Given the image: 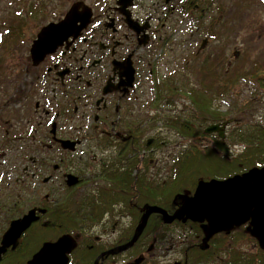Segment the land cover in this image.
Here are the masks:
<instances>
[{
	"label": "flooded vegetation",
	"instance_id": "1",
	"mask_svg": "<svg viewBox=\"0 0 264 264\" xmlns=\"http://www.w3.org/2000/svg\"><path fill=\"white\" fill-rule=\"evenodd\" d=\"M226 1L72 0L67 12L39 29L61 22L77 5L72 34L38 66L30 50L39 31L33 36L24 62L28 81L14 100L16 108L11 110V103L5 108L10 123L3 131L1 148L7 153L10 146L25 144L27 152L19 155L23 165L18 170L14 165L12 172L7 161L0 172V247L11 223L33 208L52 209L56 218L65 214L70 232L44 238L46 212L1 254L0 264H28L45 243L65 234L75 243L68 264H155L153 254L166 241L155 234V214L131 247L112 251L133 239L149 206L173 214L184 196L196 190L167 200L172 212L155 203V189L169 185L175 157L157 159L153 149H147L153 141H146L147 131L152 134L155 125L164 129L161 122H154L162 109L175 118L185 112L178 103L182 91L173 95L174 104L159 99L157 76L184 84L187 66H213L218 60L220 68L232 72L228 57L217 52L219 16L229 6ZM26 37L19 38L20 47ZM188 49L195 50L193 55H188ZM176 63L180 70L169 71ZM189 78L191 85L199 87V76ZM148 89L147 114L139 113ZM65 141L74 144L64 148ZM166 166L167 173L161 174ZM26 194L32 203L28 209ZM161 220L163 227L197 224L201 229L192 221L167 224L162 216ZM193 240L180 248L181 258L173 264L201 262L203 238L200 243Z\"/></svg>",
	"mask_w": 264,
	"mask_h": 264
},
{
	"label": "trees",
	"instance_id": "2",
	"mask_svg": "<svg viewBox=\"0 0 264 264\" xmlns=\"http://www.w3.org/2000/svg\"><path fill=\"white\" fill-rule=\"evenodd\" d=\"M39 3L40 5H35L37 9H32L33 4L31 8L30 6L28 7V16L32 14V10L36 13L45 11L43 3ZM20 26V23H16L15 26L7 30V34L10 35L8 36L9 41L15 42L19 40L21 37ZM220 63V60L217 62L213 61L214 67L208 66V64L202 66L199 63L197 65L192 63L194 66L186 67L187 82L184 84L169 78L170 76L165 78H162L161 75L157 76V95L165 105L174 104L173 95L181 91L183 92L182 95L188 98L191 103L188 116L180 114L175 118L170 112H167V109H162V112L158 113L157 118L154 120V122H161L162 128L172 131L174 135L177 134L187 142V144L181 145L178 152L173 155L175 163L170 167L172 177L169 185L161 190L155 189V203L166 209H169L167 200L187 192L193 193L201 180H224L235 175L244 174L253 168L264 167V124H240L239 119H241V116H231V111H222L216 106L218 100H224L228 97L234 87L237 88L240 84L242 78L247 76H254L258 86L264 87L263 71L262 69H257L250 74H244L241 71L235 73L233 70L227 73L225 66L223 68L219 67ZM227 74L232 77H227ZM189 75L201 78L199 87L195 83L192 85L189 83H192ZM13 82L15 85L17 81ZM231 117L232 122L237 126L231 131L227 139H221L217 135H207L205 133L208 125ZM154 127L157 128H154L156 132L154 133L153 141L147 147L149 150L153 149V155L164 144L172 142L170 137L164 135L163 130L158 129V125ZM147 134L146 141L151 138L148 131ZM211 140L212 144H210ZM237 145H239L238 148L236 147L234 151H231L230 146ZM240 148L241 150H239ZM26 196L28 197L27 194ZM169 210L172 212L173 206ZM44 216L48 221V224L43 227L42 235L44 238L70 232L69 221L65 218V214L63 218H56L52 209H49ZM154 219L155 224H158L159 220L162 223L159 214H155ZM55 221H57L56 224H54ZM192 225L196 228L194 238L200 243V240L204 238L203 233L197 224ZM242 240H248L252 243L257 242L248 233L247 225L235 228L228 234L220 233L215 235L209 242V248L200 251L204 257H213L215 255L214 251L218 250V247L223 243H226L232 256L228 261L221 257L217 262L221 264H264V251L260 248L257 253H250L239 248L238 245ZM229 249L226 248V254Z\"/></svg>",
	"mask_w": 264,
	"mask_h": 264
},
{
	"label": "rangeland",
	"instance_id": "3",
	"mask_svg": "<svg viewBox=\"0 0 264 264\" xmlns=\"http://www.w3.org/2000/svg\"><path fill=\"white\" fill-rule=\"evenodd\" d=\"M41 1L45 8L44 17L42 13L39 17L38 13L34 10L28 16V7L30 6L31 8L33 4L32 9H36L35 5ZM71 1L56 0L52 5V0H0V172H2V167L7 161H11L12 172L14 171V165L18 170V166L23 165V163H19V155H24L27 152V147L24 144L17 147L10 146V148H7L8 152L4 153V150L1 148V142L4 136L3 131L7 130L10 123L7 120L9 117H4L5 108L8 109L6 105L11 103V110L16 108L14 100L21 90H23V85L28 81V73H26L24 65L25 59L29 54L28 48L39 29L52 20V18H57L61 13L67 12L73 3ZM228 10L229 12L227 13ZM219 19L218 39L220 41L217 44L218 54L228 57L231 65H233L232 71L234 70L235 73L241 71L244 74H250L257 69H262L264 76V0H229L227 10L225 8L224 14L219 16ZM22 21H24L25 26ZM16 23H20V27H23L20 30V34L27 36L23 45L26 49H23V46H19V40L15 42L9 41L8 36L10 35L7 34V30ZM194 51L188 49V55H193ZM178 70H180V67L176 63L169 71L176 72ZM15 80L17 82L14 85L13 81ZM150 96L151 92L149 93L148 89V92L145 91V98L140 102L139 113L147 114L148 110L146 106L150 101ZM178 103L180 104V109L185 111L183 116H188L191 109L189 99L182 95ZM216 106L222 111H231V116H241V119H239L240 124H264V87L258 86L254 80V76H247L246 78H242L240 84L237 88L234 87V90L228 97L224 100H218ZM228 119H232V117ZM236 126L233 122L227 126L225 130L226 139ZM155 132L156 130L150 134L151 138L154 137ZM163 132L166 137L172 139V142L164 144L154 152L155 157L160 160L174 155L178 152L181 145L187 144L184 139L177 137L172 131L164 128ZM210 144H212V140ZM238 146H230L231 151H234V148H238ZM167 171L168 166L164 167L160 173H167ZM0 180L1 187L3 179L0 178ZM30 200L31 197L29 195L28 197L26 196L25 204L27 209L32 207ZM154 230L156 235H159L162 239H166L163 246L158 247V250L153 254L155 264H173L174 260L181 258L182 253L180 252V248L184 247L185 249L186 245L192 244L195 241L193 240L196 235V228L194 226H174L168 228L163 227L162 223L155 224L154 219ZM184 239H186L187 243H184ZM238 246L250 253H257L260 249L257 242L252 243L248 240H242ZM226 248L229 249L228 245L223 243L218 247V250L214 251L215 255L213 257L210 255V257H200L201 262L198 261V264H221L217 262L221 257L227 261L230 260L232 255L229 253L230 249L226 254ZM159 249H164L166 254L162 255ZM150 257L152 258V256ZM125 259L127 260V257Z\"/></svg>",
	"mask_w": 264,
	"mask_h": 264
},
{
	"label": "water",
	"instance_id": "4",
	"mask_svg": "<svg viewBox=\"0 0 264 264\" xmlns=\"http://www.w3.org/2000/svg\"><path fill=\"white\" fill-rule=\"evenodd\" d=\"M76 9L75 4L64 20L49 24L39 31L30 50L34 66H38L46 54L54 52L57 46L72 34ZM230 123H232L231 119L210 124L206 127L205 133L218 134L221 139H225V130ZM73 144L68 141L63 142L64 148H69ZM74 183L75 181L70 184ZM46 212L47 210L43 208H33L23 217L13 221L4 235L0 256L9 246L17 244L22 233ZM152 214L161 215L167 224L177 220H182L184 223L187 221L199 223L204 233L203 250L209 248V242L215 235L230 233L235 228L248 225L249 234L256 239L259 247L264 251V167L253 168L244 174L224 180L199 181L194 194L184 196L181 207L173 214L158 206H149L133 239L119 250L112 252L125 251L131 247L143 234L148 218ZM74 247L72 236L65 234L54 243H45L28 264H68V254Z\"/></svg>",
	"mask_w": 264,
	"mask_h": 264
}]
</instances>
